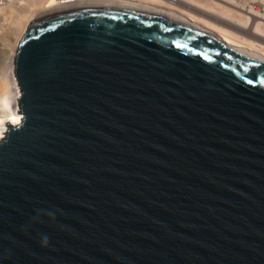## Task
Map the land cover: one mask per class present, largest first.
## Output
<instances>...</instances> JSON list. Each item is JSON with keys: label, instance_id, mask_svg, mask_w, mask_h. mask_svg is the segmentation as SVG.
Instances as JSON below:
<instances>
[{"label": "water", "instance_id": "water-1", "mask_svg": "<svg viewBox=\"0 0 264 264\" xmlns=\"http://www.w3.org/2000/svg\"><path fill=\"white\" fill-rule=\"evenodd\" d=\"M14 73L0 264H264L263 54L91 0L39 12Z\"/></svg>", "mask_w": 264, "mask_h": 264}, {"label": "bare ground", "instance_id": "bare-ground-1", "mask_svg": "<svg viewBox=\"0 0 264 264\" xmlns=\"http://www.w3.org/2000/svg\"><path fill=\"white\" fill-rule=\"evenodd\" d=\"M82 1L91 0H0V27L9 29L7 35L14 38L9 43L6 57V72L10 81L0 85V140L5 138L8 122L14 124V117L19 118V122L22 120L18 106L20 89L14 73L15 53L22 35L42 10ZM130 1L182 16L215 33L226 44L264 55V0ZM1 81L3 82L2 79Z\"/></svg>", "mask_w": 264, "mask_h": 264}, {"label": "rangeland", "instance_id": "rangeland-1", "mask_svg": "<svg viewBox=\"0 0 264 264\" xmlns=\"http://www.w3.org/2000/svg\"><path fill=\"white\" fill-rule=\"evenodd\" d=\"M8 31H10V30L9 29L7 30V28L5 29V27L4 28L0 27V82L2 83L0 85H3L6 82L8 83V81H10V77H7L8 74L6 72V68H7L6 62L8 61L6 57H8L7 54L9 53L8 52L9 51L8 46H10L9 43L13 42L14 38H10V36L7 35ZM13 37H14V35H13ZM3 71H4V73H3ZM3 76H5V77H3ZM1 79L3 80V82L1 81Z\"/></svg>", "mask_w": 264, "mask_h": 264}, {"label": "snow or ice", "instance_id": "snow-or-ice-1", "mask_svg": "<svg viewBox=\"0 0 264 264\" xmlns=\"http://www.w3.org/2000/svg\"><path fill=\"white\" fill-rule=\"evenodd\" d=\"M249 82H251V81H249ZM13 122H14V123H18V122H19V118L14 117V118H13Z\"/></svg>", "mask_w": 264, "mask_h": 264}]
</instances>
